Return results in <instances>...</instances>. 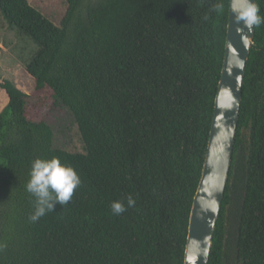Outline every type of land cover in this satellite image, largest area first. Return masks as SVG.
I'll list each match as a JSON object with an SVG mask.
<instances>
[{
	"label": "trees",
	"instance_id": "trees-1",
	"mask_svg": "<svg viewBox=\"0 0 264 264\" xmlns=\"http://www.w3.org/2000/svg\"><path fill=\"white\" fill-rule=\"evenodd\" d=\"M64 1L57 25L28 0H0L2 17L37 47L25 65L31 92L0 79V264H183L229 0ZM256 4L264 17V0ZM31 98L69 108L68 145L53 147ZM37 157H58L81 183L32 222L25 185ZM114 201L126 210L114 214ZM227 234L233 264H264V23L254 27L208 264H230Z\"/></svg>",
	"mask_w": 264,
	"mask_h": 264
},
{
	"label": "water",
	"instance_id": "water-1",
	"mask_svg": "<svg viewBox=\"0 0 264 264\" xmlns=\"http://www.w3.org/2000/svg\"><path fill=\"white\" fill-rule=\"evenodd\" d=\"M231 3L229 0L221 74L201 176L190 209L183 264H208L233 157L244 72L253 45L254 27L249 31L242 22L236 23Z\"/></svg>",
	"mask_w": 264,
	"mask_h": 264
},
{
	"label": "rangeland",
	"instance_id": "rangeland-1",
	"mask_svg": "<svg viewBox=\"0 0 264 264\" xmlns=\"http://www.w3.org/2000/svg\"><path fill=\"white\" fill-rule=\"evenodd\" d=\"M28 2L38 9L45 17L54 24L59 25L66 10L64 0H28ZM36 45L26 36L20 34L13 26L0 14V79H8L31 92L33 80L25 72V65L30 60L36 50ZM28 105L30 116L36 120L45 121L53 132V147L59 148L68 145L71 139V129L73 125V115L68 107L60 101L37 103L35 98H31ZM3 100L0 99V108ZM247 148V135H244L242 145V155L245 156ZM227 248L229 254L228 261L233 255V235L227 234Z\"/></svg>",
	"mask_w": 264,
	"mask_h": 264
},
{
	"label": "clouds",
	"instance_id": "clouds-1",
	"mask_svg": "<svg viewBox=\"0 0 264 264\" xmlns=\"http://www.w3.org/2000/svg\"><path fill=\"white\" fill-rule=\"evenodd\" d=\"M231 11L237 24L242 22L249 31L253 27L264 23V17L260 13L259 6L254 0H232ZM81 180L76 170L62 163L58 157L50 159L35 158L31 162L29 179L25 185L26 190L35 197V207L29 219L38 221L46 213L53 211L54 205L67 204L80 185ZM135 201L128 197V207L134 206ZM114 214L123 213L126 208L121 201H114L110 205Z\"/></svg>",
	"mask_w": 264,
	"mask_h": 264
}]
</instances>
